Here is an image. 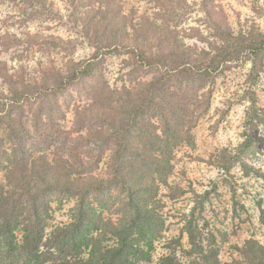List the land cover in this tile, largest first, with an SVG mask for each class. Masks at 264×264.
<instances>
[{
    "label": "trees",
    "instance_id": "16d2710c",
    "mask_svg": "<svg viewBox=\"0 0 264 264\" xmlns=\"http://www.w3.org/2000/svg\"><path fill=\"white\" fill-rule=\"evenodd\" d=\"M77 1L83 7L90 6L77 20L74 16L82 34L90 37L97 49L89 61L71 62L66 73L48 69L40 80L23 81L19 87L5 76L6 66L0 64V77L9 85L7 91L0 89V168L6 178V184H0V264H151L153 243L165 229L161 201L156 197L172 172V149L192 137L197 120L210 108L213 92L201 93L202 89L246 63L251 64L247 76L251 85L257 84L264 71V32L251 24L235 33L223 10L217 12L209 6L211 0L203 4L213 39L199 36L209 48L199 57L185 49L179 36L168 30L169 36L164 38L144 17L133 23L124 12L122 0H98L96 11L87 0ZM100 23L104 30L92 35L91 30ZM114 52L131 56L128 65H132V73L151 77L138 79L132 88L120 91L119 111L124 114L120 121H104L89 104L75 110L83 119L90 115L103 121V129L97 132L103 137L99 158L110 145L115 147L111 149L113 180L102 181L92 178V168L88 169L89 164L77 155L71 157L74 161L61 157L49 161L43 147H49L51 141L43 126L46 120L53 129L65 116L70 90L84 91L95 101L106 94L108 89L94 92L90 80L103 67L104 56ZM33 103L37 106L30 133L26 112ZM151 115L157 117L160 128L150 122ZM256 116L260 117L250 114L251 125ZM106 126L110 129L104 132ZM159 129L162 135L156 134ZM254 141L247 134L235 157L244 171L251 170L246 158ZM254 170L259 173L260 169ZM115 189L125 194L117 224L101 219L91 201ZM70 197L78 199L73 221L53 224V199ZM197 219L194 210L184 226L191 247L187 264H221L216 248L205 246L204 241L212 243L202 238ZM107 241L114 244L107 246ZM241 252V261L233 264H264V246L258 242L248 241ZM160 262L181 264L174 255Z\"/></svg>",
    "mask_w": 264,
    "mask_h": 264
},
{
    "label": "rangeland",
    "instance_id": "374dc122",
    "mask_svg": "<svg viewBox=\"0 0 264 264\" xmlns=\"http://www.w3.org/2000/svg\"><path fill=\"white\" fill-rule=\"evenodd\" d=\"M203 2L205 0H161L160 4L157 0L121 1L125 14L133 23L144 17L164 34V38L170 32L176 34L185 49L197 57L209 50L199 36L202 34L211 41L213 39ZM86 3L95 11L99 8L98 0H87ZM210 5L217 12L223 10L235 33L245 31L251 24L264 32V0H211ZM89 9L90 6L83 7L77 0H0V64L6 66L5 76H9L10 82L19 87L23 81L40 80L48 69L66 73L71 62L89 61L97 49L92 45V39L82 34V27L76 22ZM100 25L91 30L92 35L96 30H104V24ZM104 59L103 67L90 81L94 92L108 89L106 94L95 101L84 91L70 90L65 116L56 121L53 129L44 121L43 128L51 144L43 148L49 161L56 157L74 161L71 157L77 155L89 164L88 169L92 168V178L112 181L111 149L115 147L110 145L99 158L102 136L97 132L103 129V121L90 115L83 119L75 110L89 104L98 110L96 114L105 118L104 121L113 118L120 121L124 118L119 111L122 103L118 96L122 94L120 91L132 88L135 81L149 79L151 75L132 73V65H128L129 60L132 62L130 55L114 52L105 55ZM250 68L251 64L246 63L227 71L202 89L201 93L209 89L213 92L210 108L197 120L190 132L192 137L172 149L173 169L167 184L160 186L156 197L161 201L160 214L164 217L165 229L153 243L151 264H161V259L169 255H174L181 264L189 262L187 252L191 247L184 226L194 210L202 238L212 243L204 241V244L216 248L219 263L241 261V251L248 241L264 246V71L257 84L251 85L247 81ZM8 87L5 79L0 77V89L7 91ZM36 106L31 110L27 108L26 112L30 133L34 130L32 114ZM254 113L260 117L256 116L251 125L249 116ZM148 119L153 126L160 128L157 117L151 115ZM93 127L96 129L91 131ZM106 127L104 132L110 129ZM161 133L162 129H159L156 134ZM247 134L255 141L251 155L246 158L251 170L244 171L235 157ZM254 169H260L259 173ZM1 183L6 184L2 168ZM124 196L122 189H115L110 195H97L96 201H91L101 219L117 224L122 216ZM77 200L76 197L53 199L52 223L62 225L73 221ZM50 231L49 228L48 233ZM21 237L20 234L19 239ZM108 240H111L109 235ZM113 244V241L105 242L107 246Z\"/></svg>",
    "mask_w": 264,
    "mask_h": 264
}]
</instances>
